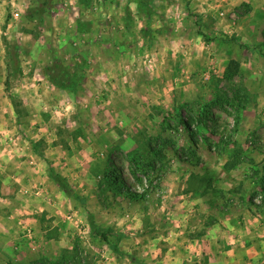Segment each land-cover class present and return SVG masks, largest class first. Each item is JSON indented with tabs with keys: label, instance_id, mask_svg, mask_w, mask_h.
<instances>
[{
	"label": "rangeland",
	"instance_id": "rangeland-1",
	"mask_svg": "<svg viewBox=\"0 0 264 264\" xmlns=\"http://www.w3.org/2000/svg\"><path fill=\"white\" fill-rule=\"evenodd\" d=\"M247 209L264 0H0V264H167Z\"/></svg>",
	"mask_w": 264,
	"mask_h": 264
},
{
	"label": "crops",
	"instance_id": "crops-1",
	"mask_svg": "<svg viewBox=\"0 0 264 264\" xmlns=\"http://www.w3.org/2000/svg\"><path fill=\"white\" fill-rule=\"evenodd\" d=\"M257 216L250 209L239 210L234 220L240 231L229 239L232 247L206 240L202 248L171 251L167 264H264V217Z\"/></svg>",
	"mask_w": 264,
	"mask_h": 264
},
{
	"label": "trees",
	"instance_id": "trees-1",
	"mask_svg": "<svg viewBox=\"0 0 264 264\" xmlns=\"http://www.w3.org/2000/svg\"><path fill=\"white\" fill-rule=\"evenodd\" d=\"M233 63L234 64H232L228 69V76L235 75L239 69V64L236 62ZM46 74L48 75L51 81L59 83L62 86L64 85L65 87H71L78 80L72 72L68 71L65 73L62 71V68L56 66V64L48 66L46 68Z\"/></svg>",
	"mask_w": 264,
	"mask_h": 264
}]
</instances>
